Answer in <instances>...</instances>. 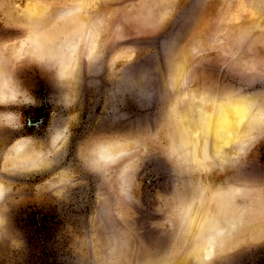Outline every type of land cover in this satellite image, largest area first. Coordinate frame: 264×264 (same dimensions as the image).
<instances>
[{
  "label": "rangeland",
  "instance_id": "obj_1",
  "mask_svg": "<svg viewBox=\"0 0 264 264\" xmlns=\"http://www.w3.org/2000/svg\"><path fill=\"white\" fill-rule=\"evenodd\" d=\"M80 2L0 0V264H264V0Z\"/></svg>",
  "mask_w": 264,
  "mask_h": 264
},
{
  "label": "bare ground",
  "instance_id": "obj_2",
  "mask_svg": "<svg viewBox=\"0 0 264 264\" xmlns=\"http://www.w3.org/2000/svg\"><path fill=\"white\" fill-rule=\"evenodd\" d=\"M91 1L92 0H81L80 5L83 6L84 8L85 5ZM82 16H83V13L76 15L74 17L68 18L67 22L65 20L66 22L65 25L61 24L60 27H57L53 30L52 32L53 34L51 36H57L58 34L63 33L62 31L64 32L66 31L69 32V30L71 31L76 25H78L77 23ZM49 37H50V34H49ZM216 104L218 105H214L215 107L211 108L208 111L209 113L201 115L200 117H197L199 118L197 119L198 120L197 122L207 127L205 142H207L208 144L215 145L218 151H221L225 147H227L229 144L234 142L236 138L238 137L239 126L245 120L247 116V105L240 100L231 101L229 103L223 102L222 105L221 103H216ZM201 143H203V141ZM218 154H220V152ZM183 262H185L183 258H175V259H172L167 264H182Z\"/></svg>",
  "mask_w": 264,
  "mask_h": 264
}]
</instances>
